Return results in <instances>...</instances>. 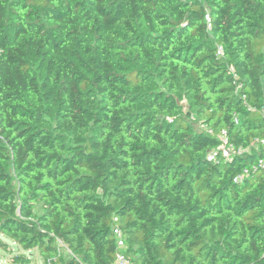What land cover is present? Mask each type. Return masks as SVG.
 I'll list each match as a JSON object with an SVG mask.
<instances>
[{
  "label": "trees",
  "instance_id": "16d2710c",
  "mask_svg": "<svg viewBox=\"0 0 264 264\" xmlns=\"http://www.w3.org/2000/svg\"><path fill=\"white\" fill-rule=\"evenodd\" d=\"M257 139L264 0H0L14 264H114L115 227L133 264H264Z\"/></svg>",
  "mask_w": 264,
  "mask_h": 264
},
{
  "label": "built area",
  "instance_id": "2783aa9c",
  "mask_svg": "<svg viewBox=\"0 0 264 264\" xmlns=\"http://www.w3.org/2000/svg\"><path fill=\"white\" fill-rule=\"evenodd\" d=\"M206 21L208 24H210L211 20H210V16L207 15L206 16ZM219 55H223V49L220 48L219 49ZM235 78H237V76H235ZM235 122L237 125H239V118L237 115H235ZM210 134H213V131L212 130H209L208 131ZM221 140L225 143V147H224V150H223V154H224V157L225 158H230L232 154L234 153H237V154H242L243 153V150H237L233 145H229L228 144V138H227V133H223L221 135ZM264 147V139L260 140V139H257L253 142L252 144V147L253 148H258V147ZM215 154H212L210 157H209V160H214L215 159ZM258 168H264V160H260L258 162V164H256L252 170H257ZM250 169L248 170H245L240 176H238L236 179H235V182H241L243 181V178L249 176L250 174ZM114 235H115V238H116V243H117V247H118V253H117V256H116V260L114 262V264H133V262L130 260V258L127 256V253H126V249H127V245H126V242H125V238H124V232L123 230L120 228V227H115L114 229Z\"/></svg>",
  "mask_w": 264,
  "mask_h": 264
},
{
  "label": "rangeland",
  "instance_id": "374dc122",
  "mask_svg": "<svg viewBox=\"0 0 264 264\" xmlns=\"http://www.w3.org/2000/svg\"><path fill=\"white\" fill-rule=\"evenodd\" d=\"M42 206L43 205L41 203L40 205L36 207L35 209L36 213L38 214L42 213V208H43ZM3 238L5 237L3 236ZM8 242L10 243L9 251L0 249V264H14L13 262L14 256L17 255V251H21V249H19L18 246L15 245L13 242L9 240ZM24 264H44V263L41 257L39 256V254L35 251L32 254H30V263H24Z\"/></svg>",
  "mask_w": 264,
  "mask_h": 264
}]
</instances>
